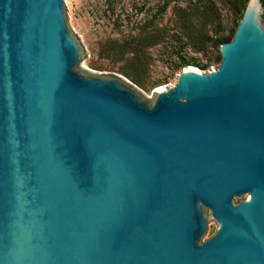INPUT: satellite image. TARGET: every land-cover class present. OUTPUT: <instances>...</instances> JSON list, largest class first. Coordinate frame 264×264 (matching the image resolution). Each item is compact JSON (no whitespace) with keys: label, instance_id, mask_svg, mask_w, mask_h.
<instances>
[{"label":"water","instance_id":"95a60500","mask_svg":"<svg viewBox=\"0 0 264 264\" xmlns=\"http://www.w3.org/2000/svg\"><path fill=\"white\" fill-rule=\"evenodd\" d=\"M262 10L149 104L79 72L68 0H0V264H264Z\"/></svg>","mask_w":264,"mask_h":264},{"label":"rangeland","instance_id":"374dc122","mask_svg":"<svg viewBox=\"0 0 264 264\" xmlns=\"http://www.w3.org/2000/svg\"><path fill=\"white\" fill-rule=\"evenodd\" d=\"M73 12L68 18L73 37L84 47L86 60L79 72L88 77H125L135 92L151 104L156 92L171 89L185 68L207 73L221 61L219 38L232 39L243 15L244 0H68ZM165 1H169L162 11ZM264 20V8L259 17ZM150 21L153 23L151 24ZM191 37H210L213 43L195 44ZM156 40L143 49L141 61L120 46L137 35ZM231 41V40H230ZM189 65H183L182 62ZM196 65H200L196 67ZM201 66L206 69L200 68ZM131 73L134 83L124 75ZM210 238L217 223L209 213Z\"/></svg>","mask_w":264,"mask_h":264},{"label":"trees","instance_id":"16d2710c","mask_svg":"<svg viewBox=\"0 0 264 264\" xmlns=\"http://www.w3.org/2000/svg\"><path fill=\"white\" fill-rule=\"evenodd\" d=\"M247 1V0H244ZM263 8H264V0H260ZM169 1H165V3L162 6V11L167 7ZM151 24H153L150 21ZM234 35V34H233ZM232 35V37H233ZM189 36V38H191V41L195 44H199V45H207V44H211L213 43L212 38L210 37H205V38H201L200 36L197 35V37H195V35L193 37H191L190 32L187 34V37ZM156 38L155 36L151 35V34H145V35H137L135 37L132 38V41L129 42H125L123 43L119 48L120 50L118 52H120V57H123V55L126 52H130L133 56H135V61L140 62L141 59L143 57V49L149 45H151L153 42H155ZM231 39H224V38H219L217 41H215V43H217V45H220L222 43L228 42ZM183 65H189L186 62H182ZM200 65H196V67H199ZM200 68L202 69H206V67L201 66ZM124 75L128 78H130L134 83H138L137 79L128 71L124 70Z\"/></svg>","mask_w":264,"mask_h":264},{"label":"bare ground","instance_id":"6f19581e","mask_svg":"<svg viewBox=\"0 0 264 264\" xmlns=\"http://www.w3.org/2000/svg\"><path fill=\"white\" fill-rule=\"evenodd\" d=\"M83 65H84V63H83ZM84 66H86V65H84ZM184 70H191V71H196V72H198V70H193V69H189V68L184 69ZM162 91H163V90H162Z\"/></svg>","mask_w":264,"mask_h":264}]
</instances>
